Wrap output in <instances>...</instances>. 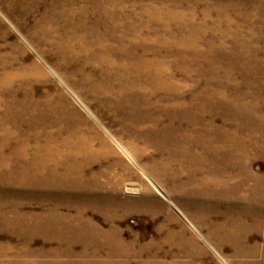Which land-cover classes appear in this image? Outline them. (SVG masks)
<instances>
[{"label":"rangeland","instance_id":"374dc122","mask_svg":"<svg viewBox=\"0 0 264 264\" xmlns=\"http://www.w3.org/2000/svg\"><path fill=\"white\" fill-rule=\"evenodd\" d=\"M82 15L101 32L109 23L141 28L146 38L133 44L145 41L148 58L175 72L177 88L166 100L118 94L120 84L111 88L113 75L94 57L59 46H79L77 35L62 33ZM0 80V264H264V223L255 220L264 221V205L254 203L257 192L264 197V0H0ZM16 100L64 117L57 138L71 130L84 137L88 152L67 149L83 184L53 191L45 167L37 188L13 183L33 151L22 158L25 136L13 119L2 121ZM152 105H183V119H161L165 133L124 127L113 113L121 108L134 119L146 107L153 124L160 113ZM147 130L161 150L136 137ZM237 150H245L244 163L224 162V152ZM230 199L241 206L230 211ZM54 212L121 245L73 239L65 223L50 225Z\"/></svg>","mask_w":264,"mask_h":264},{"label":"bare ground","instance_id":"6f19581e","mask_svg":"<svg viewBox=\"0 0 264 264\" xmlns=\"http://www.w3.org/2000/svg\"><path fill=\"white\" fill-rule=\"evenodd\" d=\"M159 11H157V13H159ZM128 24L129 26H127L126 28L127 32L124 31L122 28H119V26L110 23L106 24L107 27L106 31L101 32L96 27V25L89 24L87 20H85V16L82 15L79 23L77 24L70 23L69 29L66 30L64 33H62L63 37H68V38H73V36L77 35L78 38L81 39L79 46L76 48L72 47L71 42L69 40L64 41L63 45L60 44L59 46L60 48L63 47L69 50L73 55H75V53L79 51H82L84 54L87 53L88 58L94 57L97 63L99 62L105 67V75L107 74L113 75V80L110 82L111 88L113 89L120 84V88L117 91L118 94H120L123 91V89H127L129 91V94H132L135 90L136 91L140 90L142 91L141 99L144 101L155 100V99L166 100L164 92L171 91L169 88H173V87L177 88V84L175 83L174 78L170 77V75L175 74V72L172 69L164 68V62L162 60L148 58V52H145L146 51L145 41H139L133 44L134 39L141 40L146 38V35L141 34L142 32L141 28L138 27L133 29L134 27L131 26V23ZM55 35H57V33H54L51 36L55 38L56 37ZM89 39H91V42L89 41ZM92 42H95L96 44L93 45ZM5 83L2 80H0V92H3L2 90ZM12 104L13 105H11V107L6 108L5 110L6 112L4 114L5 116L2 121L5 123L13 119L14 121H16L14 125L16 126L20 134L25 136L23 142H21L17 148L22 158H25L28 152L30 150H33L31 151V160L24 167H21V170L15 177L12 176L13 178H11V180L13 181V183L15 185L18 183H27V184H31L30 186L32 187L34 186L37 188L44 184L43 181L45 180L43 179L41 180L40 176L43 177L42 176L44 175L42 174L44 172L43 167H45L50 175L49 177L50 179L46 181V185L50 187L53 191H56L59 188L70 185L71 183L77 185L83 184L84 183V181L82 180L83 177L81 178L79 168L74 157H72L74 163L72 164V166L70 165L67 166L66 164H71L72 161L71 158L68 156L69 154L67 152V149H70V151L72 152L74 149L80 151L86 150L88 152L89 149L87 150L88 147L86 141H84V137L81 136L77 131L71 130V132H69L70 135L69 137L65 136L64 138L60 139L59 137L60 134L62 135L64 134L61 132L57 138L53 134V132L57 131V133H59V131L57 130V126L63 127L64 117L52 116L48 104L42 105L40 107L41 111H37L39 106H37L38 108L36 107L35 109V106L25 105L17 100L12 101ZM182 106L183 105H172V106H168V109H166L161 105L159 106L152 105L151 108H153V110L158 111L160 113V115L158 116L156 121L153 122V124L151 120L147 121L150 118V114H149L150 111L146 107H141L138 110V112L135 113L134 119L132 114L131 115L123 114L121 108L119 109L117 107H114L113 113L117 115L119 119V123L124 127L134 125L137 127L147 128L148 126H151L157 128L158 130H163V132L167 133L169 132V129H166V127L164 126L161 127V119H163L164 117L168 118L169 116L171 119L174 120L175 119L182 120L183 117L182 116L180 117V115L178 114ZM236 106L237 105H235L234 108ZM84 107L97 120L98 117L95 114H93V112L88 108V106L84 105ZM227 113L230 114L231 111ZM227 113L226 112L224 113L225 116H228ZM81 121L82 119H80V122ZM135 121L137 123H135ZM147 124L149 125L146 126ZM5 132H7L6 128H5ZM145 133H146L145 135L142 136L138 135L136 137L139 140H142L144 143L145 142L153 143L155 148L161 150L159 146L160 144L158 145V143L155 141L154 135L156 134L153 131H148V130L145 131ZM170 134L177 135L179 137V142H181L180 139L184 138V135L181 136V133L179 132L178 133L170 132ZM170 134L168 133L166 135V138H163L166 144H169L168 142H171L173 139V137ZM32 143L33 146L31 145ZM120 146L122 147L123 152L127 156L133 158L132 154L126 148H124L125 146L124 147L122 145ZM218 146L221 148L220 151H224L220 145ZM215 151H219V150L217 149ZM245 155H246L245 150L243 152H239L237 150V154H233V156H231L230 153L224 152V162L228 163L230 161L229 157L234 158L235 156H237L236 159L234 160V163H237V161L244 163ZM3 162H4L3 159L0 160V164L1 163L3 164ZM0 168L2 167L0 166ZM2 169H5V167ZM165 171L166 169L161 170L159 173H157V176H159V178L162 177ZM175 175L176 174H174V176ZM178 181L179 180L175 176L173 187L176 188L178 186L179 184ZM152 183L157 188V190L162 192L161 191L162 189L159 187V185L156 182L152 181ZM250 190L253 191L254 189L252 188ZM188 192L192 194L189 190ZM257 194L259 196V199L254 203H257V206L259 205L263 206L264 197H260L259 192H257ZM184 196H186V194H184ZM243 198L244 197H242V199ZM229 201H232L230 202L229 204L230 207L228 208L230 211L237 209L238 206H241L239 200L230 199ZM54 214L55 212L52 213L50 217V222H51L50 225L53 227L57 225L58 227L61 228V226H63V223H65L66 225L63 227H67V228L70 227V232H71L70 237H72L73 239L80 238L86 241H91V239L95 237L100 241L101 245L107 242H110L111 246L113 247L121 245L118 239H109L108 237L110 235L107 237L99 229L91 228V231H87V224L89 226H92L87 221L82 220V221H78L77 224H75L76 222L74 223L73 221H68L67 218L65 217L63 219L64 222L62 223L60 222L61 217L59 215H54ZM255 217H259V216H255ZM262 219L263 218L261 217L255 219L257 221H260L259 226H261V224L264 223ZM91 232L92 234H94V236L90 234ZM234 240L237 241V238L234 237Z\"/></svg>","mask_w":264,"mask_h":264}]
</instances>
